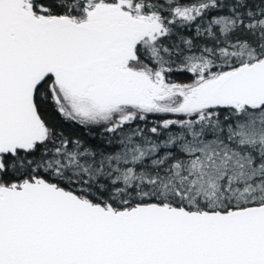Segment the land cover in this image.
<instances>
[{
	"label": "snow or ice",
	"instance_id": "snow-or-ice-1",
	"mask_svg": "<svg viewBox=\"0 0 264 264\" xmlns=\"http://www.w3.org/2000/svg\"><path fill=\"white\" fill-rule=\"evenodd\" d=\"M0 264H264V0H0Z\"/></svg>",
	"mask_w": 264,
	"mask_h": 264
}]
</instances>
